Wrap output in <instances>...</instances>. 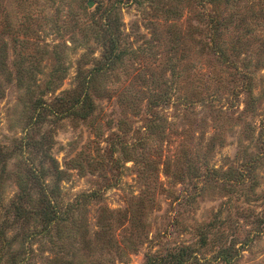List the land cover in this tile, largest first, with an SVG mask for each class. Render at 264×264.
<instances>
[{
  "label": "rangeland",
  "instance_id": "obj_1",
  "mask_svg": "<svg viewBox=\"0 0 264 264\" xmlns=\"http://www.w3.org/2000/svg\"><path fill=\"white\" fill-rule=\"evenodd\" d=\"M28 137L62 170L60 230ZM151 259L264 264V0H0V264Z\"/></svg>",
  "mask_w": 264,
  "mask_h": 264
},
{
  "label": "trees",
  "instance_id": "obj_2",
  "mask_svg": "<svg viewBox=\"0 0 264 264\" xmlns=\"http://www.w3.org/2000/svg\"><path fill=\"white\" fill-rule=\"evenodd\" d=\"M114 6H106L104 8L103 13H106V21L104 22L105 30L101 34L100 39H102L105 42V45H107L108 52H106L107 59L111 62L113 60L117 59V43H118V30L119 26L118 23L115 21L113 22L110 18V16L113 14ZM65 103V104H64ZM63 105H67V110L72 113H78L80 110H89L90 108V99H89V93L85 88L83 90H75L73 92V98L68 99V101H62ZM46 105L44 107L39 108L36 107L35 112V121L38 122L39 119L44 116V111L46 109ZM53 110L56 111V109L53 108ZM30 137L27 138V148L32 145L33 147H39L41 148V155L40 158L42 159V163H48V166L45 165H30L29 167V175L33 182L37 183L38 189L40 191L39 193V201L41 203V208L39 209L38 213L41 217V219L46 223L47 226L46 229H52L57 228V230L61 229V226L64 224V221L67 219V213L59 207L58 201L56 197L54 198L53 193L56 191V181H51V183L47 182L45 179L46 171L53 170L52 176L54 177V180H57L61 177L62 170L59 168L58 163L56 159L50 154L49 148L46 145L44 141H36L33 143ZM51 184V187H50ZM21 194L18 198H23L25 195L28 194V191L26 190L28 187L27 182L24 180L20 182L19 184ZM15 207L17 208L18 214H20L21 217H27L29 215V211L26 208H23L21 205L17 204V202H14ZM37 213V212H36ZM151 264H160L155 259H151L149 261Z\"/></svg>",
  "mask_w": 264,
  "mask_h": 264
}]
</instances>
